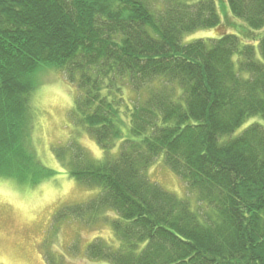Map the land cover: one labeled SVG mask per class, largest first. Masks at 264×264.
Listing matches in <instances>:
<instances>
[{"label":"trees","instance_id":"16d2710c","mask_svg":"<svg viewBox=\"0 0 264 264\" xmlns=\"http://www.w3.org/2000/svg\"><path fill=\"white\" fill-rule=\"evenodd\" d=\"M217 1L0 0V177L38 182L22 139L36 72L58 71L75 91L70 123L103 153H56L98 189L56 214L104 221L93 264H264V0H221L222 17ZM229 14L233 31L182 44ZM162 156L196 208L148 178Z\"/></svg>","mask_w":264,"mask_h":264},{"label":"rangeland","instance_id":"374dc122","mask_svg":"<svg viewBox=\"0 0 264 264\" xmlns=\"http://www.w3.org/2000/svg\"><path fill=\"white\" fill-rule=\"evenodd\" d=\"M222 1L216 2L220 17L228 10ZM150 2L161 5L164 0ZM230 16L223 18L218 30L202 29L184 35L182 44L197 39L210 40L218 33L233 31L232 25L236 22ZM256 53L259 58L258 51ZM35 79L39 85L31 102L32 121L22 145L23 152L33 157L42 172L36 169L38 182L35 184L0 177V264H93L85 254L86 246L99 235L109 238L104 221L98 219L87 224L82 220H68V217L58 221L56 214L67 206L86 202L98 189L85 188L70 179L56 153L58 149L78 144L90 158L97 159L103 156L102 149L93 136L70 123L75 91L63 76L56 70L42 68L36 72ZM132 96L127 90L126 101ZM248 122L263 121L257 116ZM245 127L242 125L230 137L238 136ZM117 150L115 146L113 154ZM36 166L29 168L34 170ZM148 178L177 198L189 199L192 206L197 207L186 185L164 165L163 156L149 168ZM200 214L203 217L202 211Z\"/></svg>","mask_w":264,"mask_h":264}]
</instances>
